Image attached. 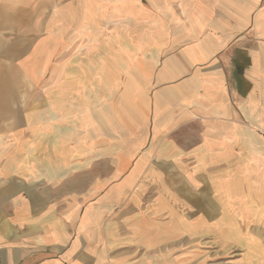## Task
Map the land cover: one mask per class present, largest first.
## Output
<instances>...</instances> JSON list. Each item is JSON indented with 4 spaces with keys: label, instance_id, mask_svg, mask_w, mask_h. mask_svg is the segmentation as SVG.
I'll return each mask as SVG.
<instances>
[{
    "label": "rangeland",
    "instance_id": "1",
    "mask_svg": "<svg viewBox=\"0 0 264 264\" xmlns=\"http://www.w3.org/2000/svg\"><path fill=\"white\" fill-rule=\"evenodd\" d=\"M7 2L16 9L0 13V54L3 68L12 61L19 76L4 75L2 82L19 84L20 101L34 93L30 98L37 103L45 94L51 117L64 109L73 119L82 116L85 124L77 125L67 147L98 152V175L86 165L90 157L82 156V173L68 171L66 180H98L97 192L84 186L82 199L66 206L84 214L97 211L100 255L120 254L136 264H264V124L256 128L245 121L244 133L252 136L244 135L243 155L222 172L171 164L177 156L164 147L167 141L154 146L141 136L139 122L150 107L128 85L134 79L130 71L166 37H179L163 49L168 52L198 39L187 18L188 1L0 0ZM191 2L204 10L205 22L223 19L225 5L235 8L234 0ZM236 7L244 21L264 20V0H238ZM251 29L243 26L244 37ZM15 42L18 61L9 56ZM91 120L97 121L93 128ZM3 137L0 147H10L11 137ZM145 155L147 162L135 172ZM201 191L212 215L204 233L186 215L202 208Z\"/></svg>",
    "mask_w": 264,
    "mask_h": 264
},
{
    "label": "crops",
    "instance_id": "2",
    "mask_svg": "<svg viewBox=\"0 0 264 264\" xmlns=\"http://www.w3.org/2000/svg\"><path fill=\"white\" fill-rule=\"evenodd\" d=\"M187 1V18L198 39L168 52L163 49L179 37H166L160 47L141 54L128 85L138 90V100L149 103V116L139 122L144 140L154 146L167 141L164 147L177 156L171 164L176 160L177 166L222 172L243 155L244 135L252 136L244 133L245 121L256 128L264 124V20L244 21L234 0L235 8L225 5L223 19L205 22L204 10ZM12 5L0 4V13L15 11ZM243 26L252 33L244 37ZM13 45L9 56L18 61L19 46ZM1 58L0 144L5 135L12 141L10 147H0V264H136L120 254L111 259L100 255L97 211L67 210L68 203L82 199L84 186H91V193L99 186L98 180L89 184L81 175L78 181H66L68 171L82 173V156L90 157L86 165H93L98 175L94 148L67 147L77 125L85 124L82 116L73 119L59 105L61 115L51 117L45 94L35 103L30 98L35 94L29 93L22 105L19 84L2 82L4 75L7 80L18 77L19 66L11 61L3 68ZM96 122L91 120L92 128ZM145 156L135 172L147 162ZM205 194L201 191L199 197L203 209L186 213L202 233L212 218Z\"/></svg>",
    "mask_w": 264,
    "mask_h": 264
},
{
    "label": "bare ground",
    "instance_id": "3",
    "mask_svg": "<svg viewBox=\"0 0 264 264\" xmlns=\"http://www.w3.org/2000/svg\"><path fill=\"white\" fill-rule=\"evenodd\" d=\"M186 203V202H185ZM186 205V204H185ZM187 207V206H186ZM202 209V208H201ZM190 210V209H189ZM191 211H192V209H191ZM192 214V213H191ZM170 234V233H169Z\"/></svg>",
    "mask_w": 264,
    "mask_h": 264
}]
</instances>
